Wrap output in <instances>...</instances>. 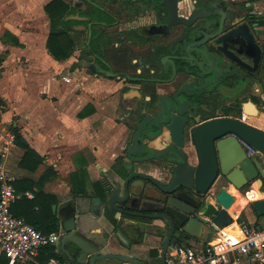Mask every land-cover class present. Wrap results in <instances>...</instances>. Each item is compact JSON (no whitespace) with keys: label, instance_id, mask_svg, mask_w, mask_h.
<instances>
[{"label":"flooded vegetation","instance_id":"flooded-vegetation-1","mask_svg":"<svg viewBox=\"0 0 264 264\" xmlns=\"http://www.w3.org/2000/svg\"><path fill=\"white\" fill-rule=\"evenodd\" d=\"M59 40L62 46L70 43L71 68L78 85L86 82L87 75L94 76L99 80L91 82L112 89L111 95L117 97L111 111L101 113L92 106L89 115L119 123L123 135L122 153L94 176L91 190L86 187L59 197V224L72 210L77 220L78 198L93 193L88 210L98 205L96 212H102L109 224L116 222L107 191L113 181L132 176L146 188L140 193L145 205L156 206L161 195L158 181L165 180V172L170 174L166 168L171 160L168 155H155L166 152L170 143L148 137L157 134L158 128L166 133L163 122L168 118L185 122L192 115L199 121L185 123L186 134L190 126L208 121L244 120V103H264V85L253 79L249 71L253 61L246 55L256 56L260 51L256 68L264 77V4L255 0H59ZM129 147L135 152L132 156ZM256 153L247 152L248 156ZM189 159L196 162L195 155ZM223 184L230 185L218 171L212 188ZM98 196L103 204L93 203ZM245 223L251 225L246 217ZM170 230V226L165 230L149 226V236L141 234L147 254L140 257L149 263L160 260V251L153 254L154 245L162 246L163 233ZM77 233L82 235L78 229ZM199 241L175 225L170 248L179 242Z\"/></svg>","mask_w":264,"mask_h":264},{"label":"crops","instance_id":"crops-1","mask_svg":"<svg viewBox=\"0 0 264 264\" xmlns=\"http://www.w3.org/2000/svg\"><path fill=\"white\" fill-rule=\"evenodd\" d=\"M49 1L0 0V164L16 181H38L47 169H53L55 174L43 183V191L58 198L53 204L56 208L52 205V209L59 222V197L73 192V181L79 182L81 178L91 190L90 182L94 176L109 168L122 153L123 135L119 123L106 118L96 119L97 114L89 115L92 106L101 113L111 111L117 98L111 95L112 89L91 82L99 79L89 75L84 84L78 85L71 68L72 57L58 60L49 53L46 43L50 19L45 10ZM256 106L259 111V106ZM246 114L244 120L264 128V118L247 120L250 117ZM98 119L100 123L96 127L94 124ZM14 127L21 139L43 157L36 170L20 165L25 149L16 141ZM27 186L20 185L21 195L13 206L23 218H33L34 212L22 197L33 199L40 189L38 186H34V190L23 189ZM226 187L235 192L237 198L241 196L239 202L236 200V210H244L250 201L256 199L251 196L253 189L259 193L264 191V187L257 188L256 185L244 193L231 185ZM90 196L78 198V231L88 239L102 243L106 252L121 251L146 257L147 245L141 243L128 251L114 241L109 220L102 216V212L88 210ZM243 199L246 203L242 202ZM38 209L35 206L34 210ZM254 213V219H250L251 215L247 218L250 223L251 220L253 223L260 219L264 221V215H258L257 211ZM144 234L149 236L150 233L145 231ZM208 235L206 232L201 241L211 239ZM150 238L156 240L158 237ZM154 246L161 252L158 243ZM39 256L35 264L50 261L43 262ZM150 263L162 264L158 259ZM110 264L133 263L111 260ZM237 264L251 263L243 258Z\"/></svg>","mask_w":264,"mask_h":264},{"label":"water","instance_id":"water-1","mask_svg":"<svg viewBox=\"0 0 264 264\" xmlns=\"http://www.w3.org/2000/svg\"><path fill=\"white\" fill-rule=\"evenodd\" d=\"M243 14L242 7L238 10ZM254 14H257L256 12ZM259 21V20H257ZM238 26L237 29H240ZM253 61L249 71L253 79L264 85V77L259 66V55L246 53ZM244 112L257 113L256 104L249 100L242 106ZM197 121L188 115L185 122L168 118L167 132L158 128V133L147 136L151 141L159 140L162 144L170 143V148L155 157L169 156L170 174L165 172L164 181H158L161 195L156 199V206L148 208L145 200L140 198L141 190H146L134 176L113 181L106 194L109 207L116 212V222H111V235L121 247L131 251L141 244V234L149 226L157 230H171L164 235L160 260L167 264L166 254L170 248L175 225L196 239L204 236L206 227L218 231L234 223L233 211L237 197L225 185L213 189L212 184L220 171L225 181L237 191H246L253 183L264 186L261 155L264 156V129L240 118L225 117L190 126L187 133L183 131L185 123ZM135 142H137V137ZM244 142L254 146L258 152L248 156ZM134 155L135 152H130ZM195 155L192 163L189 156ZM93 203L103 204V198H93ZM258 215H264V197L253 201ZM56 208V205H53ZM98 205L92 206V213ZM123 216H120V215ZM148 220H151L149 222ZM162 222V223H159ZM237 222H245V213L241 210ZM165 224V225H163ZM61 237L57 248L70 264H110L111 260L133 264H151L134 253L106 252L102 243H97L77 233L75 212L64 217L60 224ZM138 240V241H137ZM109 241V240H108ZM107 241V242H108Z\"/></svg>","mask_w":264,"mask_h":264},{"label":"built area","instance_id":"built-area-1","mask_svg":"<svg viewBox=\"0 0 264 264\" xmlns=\"http://www.w3.org/2000/svg\"><path fill=\"white\" fill-rule=\"evenodd\" d=\"M244 145L248 154L258 152L254 146L246 142ZM261 157L264 162V156ZM15 181V177L0 164V258H8L9 264L36 263L44 246L57 247L61 232L44 233L12 211L21 195ZM232 193L237 197L235 192ZM260 193L264 195V191ZM233 218L232 225H237L239 229L234 232L220 229L201 245L198 244L201 241L175 244L166 255L167 264H237L243 258L251 264H264V226L255 228L245 222L239 223L234 213ZM47 264L70 263L66 259L52 257Z\"/></svg>","mask_w":264,"mask_h":264},{"label":"trees","instance_id":"trees-1","mask_svg":"<svg viewBox=\"0 0 264 264\" xmlns=\"http://www.w3.org/2000/svg\"><path fill=\"white\" fill-rule=\"evenodd\" d=\"M45 10L48 13V16L50 18V32L47 39V48L49 53L55 58V59H64L71 56V46L70 43H67V45L62 46L59 40V0H51L45 5ZM2 102V99L0 98V104ZM85 114H81V116H84ZM13 131L15 133L16 141L23 145L25 152L24 155L20 161V165L25 168H29L31 170H36L39 164L43 161V157L39 155L34 149H32L27 143H25L21 138V135H19L18 130L14 127ZM55 174L53 169H47L46 172L40 177L38 181H31L27 179H21L15 181V186L17 190L20 192L22 191V188L20 187L21 184H27V187H23V189L27 190H34V186L39 187V191H37L34 195L33 199H29L27 197H22L23 202L28 203V208L31 209L34 212L33 218H25L28 222L32 223L38 230L49 233L52 231H56L59 229L60 224L58 222V219L53 214L52 205L58 201V198L51 194L46 193L43 191V183L49 179L51 175ZM86 183L83 181V178L80 179L79 182L73 181V186L76 191H85ZM35 206H38V211H35ZM256 212V209L253 208ZM12 211L18 215L15 210L14 206L12 207ZM260 217V216H259ZM263 225L256 224L255 228H261ZM181 243V242H179ZM57 247L54 245H46L44 246L40 251L39 259L43 262H46L52 257H56L59 259H65L63 255L56 251ZM154 255H158V250H153ZM161 261V260H160ZM0 264H9L8 258L2 257L0 258ZM19 264V263H16ZM28 264H35V263H28Z\"/></svg>","mask_w":264,"mask_h":264},{"label":"rangeland","instance_id":"rangeland-1","mask_svg":"<svg viewBox=\"0 0 264 264\" xmlns=\"http://www.w3.org/2000/svg\"><path fill=\"white\" fill-rule=\"evenodd\" d=\"M44 1H49V0H43V2ZM256 2H258L259 4H264L263 3V0H255ZM50 2V1H49ZM50 19V18H49ZM34 28V27H33ZM68 58H70V57H68ZM67 59V58H66ZM258 105H259V111L257 112V113H247L246 115H250L249 117V119H247V120H250V119H253V118H255V117H257V118H260V119H263L264 118V103L263 104H261V103H258ZM96 116V119L98 118V117H100V115L99 114H97V115H95ZM100 119H103V118H100ZM100 119H98V120H96V122H95V126L97 127L98 125H99V120ZM264 123V121L262 122V124ZM93 125V126H94ZM94 126V127H95ZM95 127V128H96ZM94 179V178H93ZM254 185H256L257 186V188H260V184L259 183H253V185L251 186V187H248V189H250V188H252ZM264 187V186H263ZM213 189H216V187H214ZM234 189V188H233ZM232 189V190H233ZM241 192H243L244 193V191H241ZM240 197L241 196H239L238 198H237V200H238V202H239V199H240ZM264 197V195H261L260 194V197L259 198H257V199H261V198H263ZM256 200V199H255ZM254 201V200H253ZM253 201H250L249 202V204L246 206V208L243 210L244 211V213H245V217L246 218H248L249 219V216L251 215V218L250 219H254V216H255V213H254V205H253ZM245 203H246V201H245ZM242 204V203H241ZM240 203H239V205H241ZM242 209V208H241ZM241 209H239V210H236L235 209V211H234V214L238 217L239 215H240V213H241ZM261 218V217H260ZM259 218V219H260ZM256 224H260V225H264V221L262 220V219H260V220H256V222L255 223H253V221L251 220V226L252 227H255V225ZM211 231V228H208V230H207V232H209V233H207V234H209L208 236L209 237H212L213 236V234L214 233H212V232H210ZM207 236V237H208ZM203 238H204V236H203ZM199 245H201L202 244V241L201 242H199L198 243ZM57 250V249H56ZM156 263V262H155Z\"/></svg>","mask_w":264,"mask_h":264},{"label":"bare ground","instance_id":"bare-ground-1","mask_svg":"<svg viewBox=\"0 0 264 264\" xmlns=\"http://www.w3.org/2000/svg\"><path fill=\"white\" fill-rule=\"evenodd\" d=\"M246 116L249 117L248 115H246ZM256 187H257V186H256ZM252 191H253V193H257L258 195L260 194V193H259V190H257V189H253ZM256 199H257V198H256ZM242 202L244 203L245 200L243 199ZM235 205H236V203H235ZM234 209H235V206H234ZM236 229H239V227H238L237 225H232V226L226 227V228L224 229V231L234 232ZM229 230H230V231H229Z\"/></svg>","mask_w":264,"mask_h":264},{"label":"clouds","instance_id":"clouds-1","mask_svg":"<svg viewBox=\"0 0 264 264\" xmlns=\"http://www.w3.org/2000/svg\"><path fill=\"white\" fill-rule=\"evenodd\" d=\"M251 196H252L253 199L258 198V194L257 193H252Z\"/></svg>","mask_w":264,"mask_h":264}]
</instances>
